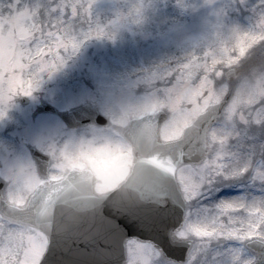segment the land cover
<instances>
[{
	"label": "snow or ice",
	"instance_id": "snow-or-ice-1",
	"mask_svg": "<svg viewBox=\"0 0 264 264\" xmlns=\"http://www.w3.org/2000/svg\"><path fill=\"white\" fill-rule=\"evenodd\" d=\"M93 2L0 0V104L106 34ZM234 7L242 25L156 68L122 112L124 126L143 120L138 158L124 141L116 168L62 160L0 175V264H264V0ZM133 166L138 199H111ZM58 208L73 215L58 222Z\"/></svg>",
	"mask_w": 264,
	"mask_h": 264
},
{
	"label": "rangeland",
	"instance_id": "rangeland-1",
	"mask_svg": "<svg viewBox=\"0 0 264 264\" xmlns=\"http://www.w3.org/2000/svg\"><path fill=\"white\" fill-rule=\"evenodd\" d=\"M234 5L235 0H94L91 17L106 34L65 54L64 64L46 73L30 95L0 104V175L22 165L37 167L31 147L49 157L57 145L98 126L68 127L58 114L37 112L38 104L58 110L91 104L110 121L125 102L148 92L145 78L156 68L202 55L242 25ZM16 75L25 78L19 70ZM53 136L58 138L49 140Z\"/></svg>",
	"mask_w": 264,
	"mask_h": 264
},
{
	"label": "clouds",
	"instance_id": "clouds-1",
	"mask_svg": "<svg viewBox=\"0 0 264 264\" xmlns=\"http://www.w3.org/2000/svg\"><path fill=\"white\" fill-rule=\"evenodd\" d=\"M129 104L125 102L122 109L114 116L117 119H111L104 125H98L95 130L66 143L57 145L51 150L44 166L40 168L41 175H46L52 164L62 160H71L74 163L88 164L89 159L98 164L101 168H116L119 166L121 144L127 141L132 146L133 156L139 157L143 151L142 145L137 147L133 139L136 129L143 123V120L136 117H130L127 125L124 126L119 120L122 112ZM139 115V114H137ZM126 150V149H125ZM136 175L135 166L129 173V178L114 194L111 195L113 200H127L135 202L138 199V192L131 187ZM91 210H85L79 215H90ZM73 215L68 209L58 208L56 210V220L62 222L64 218Z\"/></svg>",
	"mask_w": 264,
	"mask_h": 264
},
{
	"label": "water",
	"instance_id": "water-1",
	"mask_svg": "<svg viewBox=\"0 0 264 264\" xmlns=\"http://www.w3.org/2000/svg\"><path fill=\"white\" fill-rule=\"evenodd\" d=\"M44 111L55 112L60 114V116L70 127H79L89 123H94L97 125H104L108 123V119L105 116H103L96 107L89 104H85L71 110L58 111L54 106L47 103H42L38 106L37 112H44ZM31 152L37 162V167L42 168L48 157L40 153L36 148H31ZM0 186H2V182H0ZM128 235L129 237H131L133 233L129 232ZM139 238L148 239L149 237L145 235H139ZM153 242L156 241L154 240ZM121 259L123 264V261L126 260V254L122 253Z\"/></svg>",
	"mask_w": 264,
	"mask_h": 264
},
{
	"label": "bare ground",
	"instance_id": "bare-ground-1",
	"mask_svg": "<svg viewBox=\"0 0 264 264\" xmlns=\"http://www.w3.org/2000/svg\"><path fill=\"white\" fill-rule=\"evenodd\" d=\"M58 138V136H53L52 138H49V140L55 141Z\"/></svg>",
	"mask_w": 264,
	"mask_h": 264
}]
</instances>
